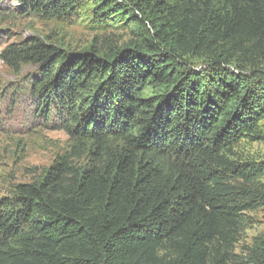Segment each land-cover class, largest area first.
<instances>
[{
  "label": "trees",
  "instance_id": "1",
  "mask_svg": "<svg viewBox=\"0 0 264 264\" xmlns=\"http://www.w3.org/2000/svg\"><path fill=\"white\" fill-rule=\"evenodd\" d=\"M7 1L12 15L133 37L2 51L35 66L23 92L72 149L0 199V264H264V237L238 251L247 212L264 207V160L230 157L264 140V0Z\"/></svg>",
  "mask_w": 264,
  "mask_h": 264
},
{
  "label": "rangeland",
  "instance_id": "2",
  "mask_svg": "<svg viewBox=\"0 0 264 264\" xmlns=\"http://www.w3.org/2000/svg\"><path fill=\"white\" fill-rule=\"evenodd\" d=\"M39 37L73 51L124 45L133 33L120 25L106 31H92L83 23L66 24L58 19L16 16L8 13V1L0 0V199L11 194L19 183L38 180L55 164L72 142L64 130L46 127L35 118L32 102L23 92L24 79L35 70L32 64L10 67L1 57L7 45ZM194 66L202 59L190 58ZM3 94V95H2ZM264 135V119L258 127ZM230 157L238 160H264V140L248 137L233 148ZM264 182V176L260 179ZM264 237V207L247 212L238 251Z\"/></svg>",
  "mask_w": 264,
  "mask_h": 264
}]
</instances>
